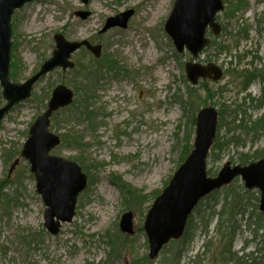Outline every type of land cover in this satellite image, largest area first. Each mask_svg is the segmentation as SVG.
<instances>
[{"label": "rangeland", "instance_id": "obj_1", "mask_svg": "<svg viewBox=\"0 0 264 264\" xmlns=\"http://www.w3.org/2000/svg\"><path fill=\"white\" fill-rule=\"evenodd\" d=\"M161 1L88 0L84 4L82 0H37L15 11L12 18L13 77L10 74L14 83H24L52 56L56 34H62L69 42L88 41L102 47V56L98 59L89 51L74 53L72 61L76 69L110 57L121 71L117 77L107 73L97 85L96 97L92 100L97 124L95 132L88 130L84 117H73V109L59 112L62 114L51 121L54 134L62 137L73 130L86 144L80 150L61 144L52 154L76 161L88 176L96 179L80 194L75 218L71 223H64L58 235L50 234L45 228L46 206L36 190L29 163L21 158L9 175L14 160L6 162L3 152H20L30 127L46 110L35 95L41 98L48 91L51 96L53 89L61 84L74 90L75 70L52 72L35 85L30 100L16 105L0 122L1 186H6L4 180L7 178L10 180L3 190L4 195H0V264H142V260L149 257L144 221L154 200L181 165L190 131L182 120L183 111L175 98L184 93V65L192 58L186 52L178 54L183 63L181 68L175 57L174 43L165 31L175 0H166L165 10L150 25ZM224 2V13L229 12L226 16L221 14L220 23L227 29L226 33L209 36L217 44L228 46L229 52L220 53L217 45L197 59L218 65L224 71V77L218 82L202 80L194 88L206 82L213 89L210 95L201 91V97L207 100L201 108L211 106L218 111L222 129L217 138L235 135L245 146L217 150L214 157H211V150L207 168L213 176L227 162L236 163L241 153L264 155V136L253 141L254 137L247 130L251 122L264 121V78H252L244 90L238 75L232 73L236 71L247 77L249 72L263 69L264 61L255 60L254 56H264V38L257 29L264 0ZM241 3L244 6H239ZM242 6L244 8L240 10ZM131 10L133 14L126 29L115 27L103 31L108 18ZM78 12H89L90 16L82 20L76 15ZM243 29L247 30V35L242 33ZM138 34L140 36L135 38ZM235 44L238 47L235 48ZM224 86L227 91L218 92ZM2 91L0 85V109L5 105ZM259 104L263 105L254 108ZM193 143L194 136L190 144ZM91 164H97L98 169H88ZM113 177L122 178L148 199L128 209L126 196L114 185ZM237 184L243 185V182L238 179ZM5 195L9 199L15 197L9 207ZM128 212L134 215L133 235L120 229L121 219ZM257 213H260L259 209ZM214 227L215 223L207 240L214 238ZM240 231L234 250L241 249L248 240L246 252L253 251L262 238L254 240L253 230L246 229L244 223ZM259 235L264 238V230H260ZM32 238L38 243L31 246L25 243L24 240ZM204 241L197 233L190 253L181 264H216V251L213 247L206 251ZM167 247L158 258L150 261L163 263L168 255ZM197 253L200 257L195 258Z\"/></svg>", "mask_w": 264, "mask_h": 264}, {"label": "water", "instance_id": "obj_2", "mask_svg": "<svg viewBox=\"0 0 264 264\" xmlns=\"http://www.w3.org/2000/svg\"><path fill=\"white\" fill-rule=\"evenodd\" d=\"M33 1L37 0H0V85L6 102L0 109V122L17 104L31 98L34 85L42 77L58 68L63 72L73 70L75 63L71 58L75 52L86 47L96 58H100L102 53L100 45L92 46L88 41L69 42L62 34H56L53 56L24 83H14L10 78L12 17L16 10ZM82 1L88 3V0ZM223 10V0H176L165 30L177 52L181 54L187 50L193 58H198L211 42L206 36L207 29L211 28L215 36L221 34L217 15ZM132 14L131 10L109 18L103 31L114 27L126 28ZM76 15L87 20L90 13L78 12ZM185 71L192 86H197L200 79L216 82L223 77L221 68L213 63L189 62ZM74 97V91L65 85H58L53 90L47 109L31 126L29 138L21 151L22 158L29 162L30 171L35 176L36 190L46 206L45 228L52 235H58L64 223L73 221L78 197L88 183L87 175L78 163L50 154L61 143V138L50 131L51 117L59 109L70 106ZM218 118V111L213 107L199 111L193 150L146 215L144 230L149 242L150 260H155L171 241L183 237L188 219L202 199L237 178L243 181L246 189L260 191L259 210L264 215V159L244 166L227 162L216 176L208 175L207 159L217 136ZM18 163L16 160L12 165L10 174ZM133 221V213H126L120 222L121 231L133 235Z\"/></svg>", "mask_w": 264, "mask_h": 264}, {"label": "trees", "instance_id": "obj_3", "mask_svg": "<svg viewBox=\"0 0 264 264\" xmlns=\"http://www.w3.org/2000/svg\"><path fill=\"white\" fill-rule=\"evenodd\" d=\"M239 1L242 2L243 0ZM241 5L243 4L241 3L239 6ZM243 6L240 10H243ZM228 12L229 11L225 12L223 15L226 16ZM257 29L259 35L263 36L264 38V10L262 13L259 14V18L257 20ZM226 30L227 29L223 26V32L226 33ZM242 33L247 35V30L243 29ZM217 45L218 51H220V53L226 51L229 52L228 46H222L220 43L217 44L215 40L212 42L211 46L208 49L216 47ZM236 47H238V44H235V48ZM179 56L180 55L178 54L175 55L178 60V63L181 64L182 68L183 63L179 59ZM254 59L259 60L261 62L264 61V56L260 57L255 55ZM12 69L13 71L15 70L13 68V64ZM120 69L121 67L117 66V62L111 59L110 57H106V59L104 60L99 59L93 64H89L85 67H78L77 69H75L74 73L77 75L74 78L73 87L76 93V99L72 107H68L58 111L56 114L53 115V117H57L63 112L70 111L73 109V117H84L85 121H87L88 123V130L95 132V127L97 126V124L95 112L93 110L92 100H94L96 97L97 85L107 73H113V75L117 77L121 71ZM227 73L230 72L228 71ZM232 73L238 75L239 79L244 85L242 89L246 90L252 78H264V66L263 69L260 71L249 72L247 77H244V75L237 73L236 71H232ZM182 81L185 90L183 95L179 94L175 98V102L181 106L183 111L182 120H185L186 128L190 131L186 138V148L184 154L181 156L180 159L181 163L186 160L187 156L193 149V145H191L190 143L193 142L197 113L207 101L204 100L203 96L201 97L200 93L201 91H204L205 94L210 95L213 91V89L209 85H207V81L204 82V84H201L199 88L191 87L188 84L184 75ZM226 91L227 86H224L221 87L218 92L222 93ZM35 98L38 99L40 105H42L43 108H47L46 101L50 98L48 91L45 92L41 98L36 95ZM260 105L263 104L256 105L254 106V108H258L260 107ZM220 115L222 117L221 119L223 120L222 112H220ZM243 125L244 126L242 128H246V125L244 123ZM227 127L230 131V124H228ZM221 129L222 124L218 127V132H220ZM247 130L254 137V140H252L257 141L259 137L264 136V121L261 119L251 122L249 129ZM62 144L67 145L68 147L76 150H80L83 146L86 145L84 143L83 137L76 134L73 130L68 131L62 136ZM233 146L238 148L240 146H245V144L239 140V137L235 138V135L229 136L228 134H226L224 137L220 136L214 142V145L211 149V157L216 156L217 150L226 151L229 149V147ZM19 155L20 152L18 151L14 152L12 150H4L3 152V158L6 162H11L13 160L15 161L17 158H19ZM259 156L264 155H260L259 152L252 155H250L249 153H241L239 154V157L236 163L234 164L246 165L252 161L257 160ZM74 160H77V158H75ZM231 160L234 161L233 158ZM87 167L88 169H98L97 164H91ZM209 175L211 176L212 174L209 173ZM237 181L238 180L234 181L231 185L223 188L222 190H218L211 193L198 204V206L195 208L193 214L188 220V224L183 237L179 241H173L168 245V255L166 256L167 259H165L164 262L161 264H181L182 260L187 257V254L190 253L192 243L194 242L197 233H200L204 237L205 241L203 243V248L206 251H208L211 247H213V250L216 251V264H264V238L259 235V231L264 230V216L261 212L257 213L259 196H257V193H255L254 191L247 190L244 185H238ZM4 182L10 183L9 178L4 180ZM89 182H96L95 177L89 176ZM112 182L126 196L125 203H127L128 209L133 208V206H135L136 204L142 203L143 201L145 202L148 199L147 196H141V194L136 189L131 188L120 177H113ZM7 183L6 186H8ZM1 184L2 182L0 183V195L3 196V190L7 187H2ZM14 198L10 197L9 199V196L5 195L7 207H9L10 203L13 201ZM254 218L255 220L253 221ZM213 223H215L213 231L215 233V236L213 239L207 240L210 233L212 232ZM243 223L248 230H253L254 240L262 238L257 248L250 252H246L247 247L250 243L248 240H246L241 249L234 250L235 241L237 236L242 232L240 230L243 226ZM252 226H254L255 228L252 229ZM31 237L32 236H30V238ZM215 240L216 242H214ZM24 241L29 246L38 243L33 238L32 240ZM198 257H200L199 253L196 254L195 258ZM141 263L153 264L148 256H146Z\"/></svg>", "mask_w": 264, "mask_h": 264}, {"label": "bare ground", "instance_id": "obj_4", "mask_svg": "<svg viewBox=\"0 0 264 264\" xmlns=\"http://www.w3.org/2000/svg\"><path fill=\"white\" fill-rule=\"evenodd\" d=\"M165 6H166V0H162L161 3H160L159 8L156 10V14H155L153 20L151 21L150 25H153V23H154V21L156 20V18H158V17L162 14V12L165 10ZM263 222H264V221H263ZM254 223H256V222H254ZM246 229H247V228H246ZM259 244H260V243H259ZM259 244H257V246H258ZM257 246H256V248H257ZM256 248H255V249H256ZM255 249H254V250H255Z\"/></svg>", "mask_w": 264, "mask_h": 264}, {"label": "flooded vegetation", "instance_id": "obj_5", "mask_svg": "<svg viewBox=\"0 0 264 264\" xmlns=\"http://www.w3.org/2000/svg\"><path fill=\"white\" fill-rule=\"evenodd\" d=\"M118 15H119V14H118ZM115 17H116V16H115ZM110 18H112V17H110ZM130 18H131V17H130ZM129 20H130V19H129ZM128 22H129V21H128ZM105 24H106V23H105ZM209 34H211V35H212V33H211V32H209ZM209 34H208V35H209ZM209 39L211 40V38H210V37H209ZM206 64H208V63H206ZM258 192H259V191H258ZM258 192H257V193H258Z\"/></svg>", "mask_w": 264, "mask_h": 264}]
</instances>
